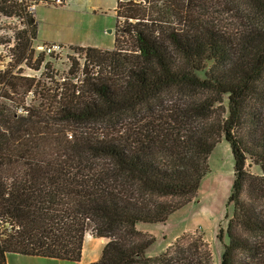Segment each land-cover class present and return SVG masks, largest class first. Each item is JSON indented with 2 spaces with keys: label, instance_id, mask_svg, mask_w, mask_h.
Returning a JSON list of instances; mask_svg holds the SVG:
<instances>
[{
  "label": "trees",
  "instance_id": "obj_1",
  "mask_svg": "<svg viewBox=\"0 0 264 264\" xmlns=\"http://www.w3.org/2000/svg\"><path fill=\"white\" fill-rule=\"evenodd\" d=\"M29 1L0 0L15 21L0 27V264L79 261L86 233L107 240L89 264H213L198 231L146 256L155 237L136 224L195 198L221 138L233 177L220 264H264V0L225 22L206 0H115L113 47L69 45L83 61L69 57L60 82L33 47Z\"/></svg>",
  "mask_w": 264,
  "mask_h": 264
},
{
  "label": "rangeland",
  "instance_id": "obj_2",
  "mask_svg": "<svg viewBox=\"0 0 264 264\" xmlns=\"http://www.w3.org/2000/svg\"><path fill=\"white\" fill-rule=\"evenodd\" d=\"M200 3L208 6V8H204V11L208 12L207 16L212 15L214 18L217 16L223 22L232 20L235 13L240 19L247 11V5L243 0H206V2ZM114 6L115 0H68L60 6L41 2L34 9L38 25L37 39L33 42L35 52H40L39 47L45 41L51 40L64 43L93 41L111 46L115 25ZM192 8L194 13L195 9L201 11L198 6H192ZM230 9L234 11L229 14ZM11 21L13 20L0 17V27L6 28L15 22ZM1 33L4 34L5 30H2ZM10 34L9 31L8 35ZM51 55L52 58L46 57V59L51 61L52 68L56 73V82L62 81V77L67 75L69 57H73L79 63L83 61L82 55L75 52L69 45H65L59 52L51 53ZM23 72L36 77L39 75V72L28 68H23ZM232 163L233 158L229 145L221 138L208 156L209 171L201 179L195 198L171 213L164 223L137 225L141 229L150 230L156 238L150 254L160 252V247L166 243V240L170 239L173 242L183 232L198 231L203 234V238L209 246L213 264H220L222 245L227 242V238L223 234L221 242L216 238V233L219 228L224 231L226 225L224 214L231 213L232 207L226 205V200L233 177ZM246 163L247 169L251 173H261L259 166L253 164L250 159H247ZM13 257L15 258H11L9 264H57L56 260L47 262V260L18 254H13Z\"/></svg>",
  "mask_w": 264,
  "mask_h": 264
},
{
  "label": "crops",
  "instance_id": "obj_3",
  "mask_svg": "<svg viewBox=\"0 0 264 264\" xmlns=\"http://www.w3.org/2000/svg\"><path fill=\"white\" fill-rule=\"evenodd\" d=\"M67 1L68 0H66V2ZM40 3L41 2H39L38 4H40ZM36 39H37V36H36L35 40ZM41 42H42V40H41ZM45 42L59 43L62 46H65V45H81V46L90 45V46H94V47L102 48V49H111L113 47V43H112L111 46H105V45H103L101 43L93 42V41H84V42H78V43H74V42H72V43L71 42L64 43V42L51 40V41H45ZM138 224H141V223H138ZM138 224H136V228L137 229L153 235V233L150 230L141 229V228L137 227ZM106 241L107 240L104 237H95V236H92L89 233H86L84 238H83L82 249H81V257H80L79 261H76V262H71V261H67V260L53 259V258H43V257H37V256H29V257L38 258L40 260H47V262H50L51 260L52 261L56 260L55 262H57V264H89L91 262L96 261L99 258L100 254H101V250H102L104 244L106 243ZM155 242H156V238H155V240H154V242L152 244H150L148 247L145 248L144 253H145L146 256L156 255V254H150L151 247H152V245ZM170 242H171L170 239L166 240V243L162 244L161 247H160L161 251L164 250V248L168 244H170ZM160 252H158V253H160ZM11 258H15V257H13V253H8L6 255V264L10 263Z\"/></svg>",
  "mask_w": 264,
  "mask_h": 264
},
{
  "label": "built area",
  "instance_id": "obj_4",
  "mask_svg": "<svg viewBox=\"0 0 264 264\" xmlns=\"http://www.w3.org/2000/svg\"><path fill=\"white\" fill-rule=\"evenodd\" d=\"M45 1H53L54 3L60 4L64 0H45ZM38 3L35 2V0H30L27 10L30 12H34L35 6ZM64 46L60 45L59 43H52V42H44L42 46H40L41 52H44L45 54H51L54 52H59Z\"/></svg>",
  "mask_w": 264,
  "mask_h": 264
},
{
  "label": "water",
  "instance_id": "obj_5",
  "mask_svg": "<svg viewBox=\"0 0 264 264\" xmlns=\"http://www.w3.org/2000/svg\"><path fill=\"white\" fill-rule=\"evenodd\" d=\"M109 32L111 31V30H108Z\"/></svg>",
  "mask_w": 264,
  "mask_h": 264
}]
</instances>
